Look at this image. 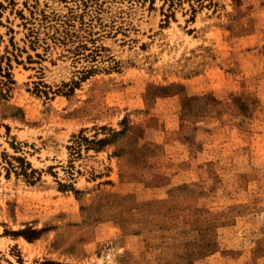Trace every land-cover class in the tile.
I'll use <instances>...</instances> for the list:
<instances>
[{
	"label": "rangeland",
	"instance_id": "rangeland-1",
	"mask_svg": "<svg viewBox=\"0 0 264 264\" xmlns=\"http://www.w3.org/2000/svg\"><path fill=\"white\" fill-rule=\"evenodd\" d=\"M48 259L264 264V0H0V264Z\"/></svg>",
	"mask_w": 264,
	"mask_h": 264
},
{
	"label": "trees",
	"instance_id": "trees-1",
	"mask_svg": "<svg viewBox=\"0 0 264 264\" xmlns=\"http://www.w3.org/2000/svg\"><path fill=\"white\" fill-rule=\"evenodd\" d=\"M92 69H90L89 71H91ZM78 83V81H76ZM41 264H69V263H65L62 261H55V260H45L43 261Z\"/></svg>",
	"mask_w": 264,
	"mask_h": 264
}]
</instances>
